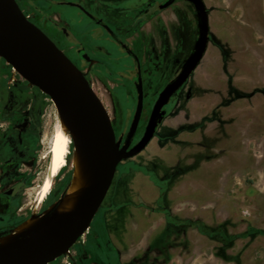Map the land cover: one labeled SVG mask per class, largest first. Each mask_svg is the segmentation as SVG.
Instances as JSON below:
<instances>
[{
  "label": "rangeland",
  "instance_id": "1",
  "mask_svg": "<svg viewBox=\"0 0 264 264\" xmlns=\"http://www.w3.org/2000/svg\"><path fill=\"white\" fill-rule=\"evenodd\" d=\"M15 1L30 18L39 16L38 23L55 39L54 26L69 32L60 38L63 52L85 48L93 63L78 62V69L87 73L116 137L124 135L136 101L132 61L109 39L97 36L99 28L76 9L63 7L61 14L54 0ZM146 2L151 0L139 8ZM203 2L209 20L203 58L164 106L146 147L117 165L88 230L69 254L49 264H264V0ZM124 10L125 16L135 15ZM63 16L75 20L69 25ZM105 23L123 31L118 25L128 20L105 18ZM125 37L143 65L137 142L159 93L192 51L195 10L185 1L156 8L151 20ZM145 38L153 47L152 67L142 45ZM12 76L0 58V92ZM13 83L23 84V79L15 76ZM31 87L24 88L30 93ZM43 100L42 107L31 101L24 111L30 121L27 143L41 182L57 123L54 104ZM69 168L53 179L49 203L66 190Z\"/></svg>",
  "mask_w": 264,
  "mask_h": 264
},
{
  "label": "water",
  "instance_id": "2",
  "mask_svg": "<svg viewBox=\"0 0 264 264\" xmlns=\"http://www.w3.org/2000/svg\"><path fill=\"white\" fill-rule=\"evenodd\" d=\"M175 1H185L193 6L197 38L176 76L159 93L142 136L131 146L143 107L139 75L135 82V111L122 142V136L116 138L109 115L90 85L80 91L64 80L65 54L25 17L15 0H0V58L23 81L47 96L66 122L69 132L84 140L92 176L91 189L80 197L73 211L62 216L51 213L48 217L49 213L38 228L0 247V264H49L61 257L90 227L112 184L117 165L141 152L154 136L164 117V106L200 63L209 42V20L203 0H166L158 8L166 9ZM77 7L94 19L81 6ZM101 26L112 34L107 25L101 23ZM85 59L88 60L87 56Z\"/></svg>",
  "mask_w": 264,
  "mask_h": 264
},
{
  "label": "flooded vegetation",
  "instance_id": "3",
  "mask_svg": "<svg viewBox=\"0 0 264 264\" xmlns=\"http://www.w3.org/2000/svg\"><path fill=\"white\" fill-rule=\"evenodd\" d=\"M165 1L166 0H161L158 3L146 2L144 5L145 7L138 9L137 14L131 16L126 15L128 24L126 26L118 25V27H122L123 31H120V29H117V27L111 28L105 23L103 19L104 18L103 14L106 10L102 7H98L95 4V0H75L67 3L55 1V4L65 5L76 9L78 14H80L82 17H84L85 19L93 23L97 28H99L98 32L96 33L97 36L99 34L100 37H102L103 39L105 38L109 39L110 43L115 44L119 49H121L125 53V55L132 61V63L135 66L134 78H133L134 88H135L137 75H139V77L141 78L143 103H144L145 92H144L143 75L141 71L143 65L141 64V59L138 54L139 51L136 50L135 47H132V44L127 41V37L125 36L129 35L130 32L140 29L141 27L144 26V24H146L149 20H151L153 17L154 9L157 8L159 11H162L158 7L161 3ZM69 3L75 5H70ZM77 6H81L94 19H91L88 16H86ZM117 14H119V10L116 12L110 11L111 18L119 21L120 17H118L119 15ZM39 19H40L39 16L37 17L33 16L30 21L33 22L37 27H39L63 52V50L59 46L60 38L62 39L65 37L68 38L69 32L64 28H60V31H58L56 26H54L55 28H53L54 29L53 33L55 36H57V39H55L54 37L49 35V33L46 32L44 28L38 23L40 21ZM101 23L107 25V27L110 29L112 34H109L101 26ZM147 41H149V39L143 40L142 45H144V47L146 48L145 50L147 55V62L149 61V66L152 67L153 61L149 55L152 54L153 47L150 46V48H148V44L150 42L147 43ZM69 47H70L69 49H73L74 46L72 45ZM163 51H162V56H164L165 54V52ZM63 53L77 69L79 68L78 62H83L90 65L93 63V59L89 56L85 48L82 46L70 50L69 53L66 52ZM85 56H87L88 60L85 59ZM10 68L11 71L13 72V76L10 79L8 85L4 86L6 87L7 90L10 89L11 87H16L17 85H19L17 83H13L15 82V76H19V75L13 71L14 69L11 66ZM79 71L82 73V75L88 82L87 73L86 72L84 73L81 70ZM136 98H137V94H136ZM6 101H7V97L0 95V106H1V110H0V236L9 233L12 230V228L15 227V225H18L21 222H23L33 211L36 210L37 212L41 213L44 210H46L50 205L53 204V203H49V199H47V196L49 195L50 191L42 202L39 201V193L41 190V186L43 183V179L48 164L47 153L49 151V148L46 153L47 163H46L44 176L41 182V179L37 177L39 176L38 173L39 167L36 166L35 159H33V157L30 155L31 147L27 143L30 121H29V117L25 116L24 111L27 109L31 100L25 105L24 108L15 109V110H8ZM135 107H136V101H135ZM135 107H134V111H135ZM29 111L31 112L32 110L29 109ZM20 117H22V119L17 121V119ZM4 123H7L8 126L3 127L2 125ZM126 133L124 135H121L122 142L125 138ZM135 143L136 142H133L132 140L131 146H133ZM49 146H50V142H49ZM69 173H70V168H69ZM39 182H41V185L39 184ZM31 198H33L32 203H31ZM24 206L26 210L21 212ZM62 258L63 257H59L57 259H62ZM78 260L80 262H83L84 261L83 256L78 257ZM60 262L62 263L63 261L61 260Z\"/></svg>",
  "mask_w": 264,
  "mask_h": 264
},
{
  "label": "bare ground",
  "instance_id": "4",
  "mask_svg": "<svg viewBox=\"0 0 264 264\" xmlns=\"http://www.w3.org/2000/svg\"><path fill=\"white\" fill-rule=\"evenodd\" d=\"M63 78L73 88L80 91H84L85 86L89 84L68 58L64 62ZM48 148V164L39 193V201L42 202L45 199L53 179L68 166L70 167V180L67 188L59 200L46 210L41 213L33 211L23 222L15 225L9 233L0 236V247L9 245L15 242L18 236L38 228L49 213L62 216L73 211L80 197L91 189V164L87 159V146L81 137L73 136L69 132L66 122L58 112L57 123L52 130Z\"/></svg>",
  "mask_w": 264,
  "mask_h": 264
},
{
  "label": "trees",
  "instance_id": "5",
  "mask_svg": "<svg viewBox=\"0 0 264 264\" xmlns=\"http://www.w3.org/2000/svg\"><path fill=\"white\" fill-rule=\"evenodd\" d=\"M26 84V82H23V84L17 85L16 87H11L8 90L6 89V87L2 88L0 94L1 96L7 97L6 105L8 110L24 108L30 100L35 101V103L40 107L45 104L43 99L48 97L41 94L38 89L34 87H31V91L30 93H28L24 88ZM69 178L70 173H68L67 182Z\"/></svg>",
  "mask_w": 264,
  "mask_h": 264
},
{
  "label": "crops",
  "instance_id": "6",
  "mask_svg": "<svg viewBox=\"0 0 264 264\" xmlns=\"http://www.w3.org/2000/svg\"><path fill=\"white\" fill-rule=\"evenodd\" d=\"M54 1H57V2H63V3H67V2H72V1H75V0H54ZM142 1L144 0H95V4L98 6V7H102L104 8L106 11L104 12L103 14V19L105 21V18L106 19H109L111 20V16H110V11H118L119 10V15L118 17H120V20L121 18H126L125 14H126V10H124V8H128L132 11L133 14H137L138 13V9L139 8V3H141ZM153 0H151L152 2ZM205 4V3H204ZM56 5V4H55ZM57 8L59 9V12L62 14V11L60 8H63V7H68V6H65V5H56ZM64 17V20L65 22H67V24H72L73 21L75 19H72V18H66L65 16ZM119 20V21H120ZM75 25H73V30H75ZM170 198V197H169Z\"/></svg>",
  "mask_w": 264,
  "mask_h": 264
},
{
  "label": "built area",
  "instance_id": "7",
  "mask_svg": "<svg viewBox=\"0 0 264 264\" xmlns=\"http://www.w3.org/2000/svg\"><path fill=\"white\" fill-rule=\"evenodd\" d=\"M24 15H25V17H26L28 20H31L29 14L24 13ZM27 85H28V84H27ZM77 242H78V240H77L75 243H77ZM71 249H72V247H71L69 250H67V251H66L61 257H65L67 254H69V252H70Z\"/></svg>",
  "mask_w": 264,
  "mask_h": 264
}]
</instances>
